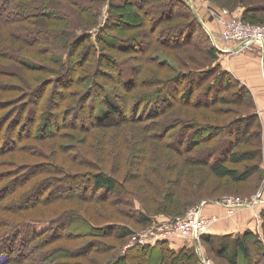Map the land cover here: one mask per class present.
<instances>
[{"label":"trees","instance_id":"16d2710c","mask_svg":"<svg viewBox=\"0 0 264 264\" xmlns=\"http://www.w3.org/2000/svg\"><path fill=\"white\" fill-rule=\"evenodd\" d=\"M131 1L143 10V4L152 2ZM82 2L86 5L81 3V8L94 17L98 9H94L85 0ZM165 2H167L165 8L170 12L155 13L153 21L151 20L152 30L158 24L163 25L168 34L167 38L170 41L175 39L172 46L174 44L180 47L192 46L199 51L200 45L201 47L207 45L204 52L207 59H213L210 65L175 69L168 59L159 60L160 55L146 56L143 48L139 52L138 50L132 52L136 50L133 46L139 43L131 41L127 43L118 36L110 39L105 32L119 29L114 19L121 20L123 28L127 27L124 13L120 15L119 12L112 11L113 7L121 8L125 4L114 3V0L109 7L110 22L98 32L96 39H93L87 30L76 33V26L73 28L65 26V16L61 10L67 9L61 7L63 3L57 1L56 6L51 4L50 0H0V57L10 58L11 62L29 72L28 76L22 79L18 71L0 67V75L15 77L21 81L20 83L0 81V167L4 166L0 168V264H84L80 257L87 258L96 251L98 253L113 248L98 240L99 237H112L114 233L123 236L125 233L127 239L125 237L123 239L129 240L134 232L127 229L125 231L123 228L116 231L112 224L107 223L100 226L89 225L85 214L78 212L76 208L58 211L52 217L45 213L50 209L55 211L56 208H53L55 200L65 198L69 201L76 199L86 203H97L110 200L112 196L116 200L123 195L125 203H130L128 191L119 192L118 180L102 165L107 159V149L103 147L107 143L106 124H110V120L117 114L119 118L121 117L117 122L123 123L128 120L119 111L123 104H130L133 113L137 114L140 112L141 103L159 95L158 103H152V107L146 108L138 119L141 122L137 123L143 132L149 135L155 126L154 129L159 130L156 133L158 139L178 152L181 146L180 137L173 140L176 136H170L171 133L170 135L168 133L172 131L180 134L182 146H186L187 151L198 149L200 155L198 160L211 167L212 173L219 178L240 182L249 179L248 177L256 172L262 177L260 141L256 143L259 144V148L255 147L260 154L258 156L256 152L254 157L257 158L252 162V166L240 171L224 163L226 160L236 163L252 158L247 152L239 154L231 152V149L240 140H245L246 135L251 136L253 130L256 129V133L261 131L260 120L255 110L240 116V123L228 128V132H219L220 126L210 128L208 122L193 124L188 122V119L179 123L173 120L163 122L160 119L176 105L206 109L217 103L227 104L229 99L224 97L225 92L233 90L239 82L233 73L223 68L216 60L217 47L214 43L212 46L199 41L195 44L194 35L199 32L198 24L205 27L196 8L188 6V1L185 0ZM212 2L217 4L215 6H219V3L230 7L236 4L243 6L242 16L247 20L259 21L264 17V0ZM107 3L109 5V0ZM258 12L263 14L258 15ZM135 17L130 19L137 22L140 27H146L144 22L147 17L140 18L137 15ZM38 27L46 33L41 31L43 35L35 40L37 37L34 35L30 37L28 33L37 32ZM32 30L33 32H30ZM148 32L154 37L151 30ZM30 48L37 55L43 56L41 61L32 58L35 53ZM11 51L13 53H10ZM78 51L79 57L73 58ZM117 53L139 56L141 61L145 63L149 61L159 67L166 65L169 75L161 80L154 90L137 91L139 87H150L148 81L137 75L142 65L128 68L126 62L118 58ZM106 80L113 83L116 89ZM182 82L187 83L182 86ZM175 83L177 90L170 92ZM160 84L166 85V91L162 90ZM109 88L115 93L114 102L107 94ZM238 88L239 90L231 94L235 92L238 99H248L254 103L246 86L241 83ZM11 92L14 95L4 97L3 93ZM130 98L133 100L131 103ZM103 120L104 126H99ZM49 122H53L52 127H49ZM21 126H24V129ZM98 127H102V132L94 133L93 130ZM12 134L15 138H12ZM212 135L218 136L217 142L213 144L207 141ZM219 136L223 137V141H219ZM46 140L52 143L47 145ZM202 142L206 145L201 146ZM40 145H47L48 153ZM80 145L90 149L92 153L86 154ZM218 150L221 153L217 155ZM13 152L21 155L27 153L35 157L43 155L44 159L36 162L20 161L14 155L13 158L7 157V154ZM57 154L61 156V161L54 159ZM91 154L95 155L94 158ZM212 155H215L214 159L211 158ZM74 167L86 169L80 172L72 170ZM131 210L133 212L134 209ZM140 213L137 219L142 224H148L150 217L144 212ZM164 214L174 215L166 212ZM261 215L264 233V207ZM80 235H89L90 238L76 245L62 242L77 240ZM252 235L257 236L250 229L233 234L234 240L222 241L217 247L214 245L216 236L206 234L204 240L210 244L217 257H225L231 264H238L237 259L240 257H243L244 264H258L257 262L264 264L263 241L259 238L255 240ZM165 240L168 238L160 239L152 245H131L125 249L122 248L124 245L114 246L110 260L104 261L103 264H197V253L192 246L175 249ZM69 254H73L71 257L74 258H68ZM253 258H256V263ZM90 259L95 261V258Z\"/></svg>","mask_w":264,"mask_h":264},{"label":"rangeland","instance_id":"374dc122","mask_svg":"<svg viewBox=\"0 0 264 264\" xmlns=\"http://www.w3.org/2000/svg\"><path fill=\"white\" fill-rule=\"evenodd\" d=\"M57 1L60 4H64L61 5L62 8L67 9V11L61 10V12L64 13L62 15L65 16V26L68 28H73L76 26V33H80L83 30H87L89 31V33L92 34L93 39H96V35L98 34V32L110 22L108 18L109 7L113 0H109V5L107 3L108 0H92L91 2H89V0H85V2L87 4H91L94 9H98L97 12H95L94 17L90 16L87 11L81 8V3L84 4V6L86 5L82 2V0H50L51 4H55L56 6H58V3H56ZM128 1L114 0V3L116 2L118 4H125L122 5L121 8L113 7L112 11L114 10L116 12H119L120 15H123L122 13H124V16H126L124 20L127 23V27L123 28V22L119 19H114L117 24L116 26L119 29H111L109 32H105L110 37V39H113L114 36H118L124 39L127 43H129L130 41L132 43L135 42L136 44L139 43L136 46H133V48L136 50L132 52H136L137 50L139 52L143 48L145 49L144 53L146 56L153 57L155 55H160L159 60H162L163 58L168 59V61L172 63L173 66H175V69L201 68L203 66H208L213 62V59H207V56L205 55L204 49L207 48V45H204L203 47H201L200 45L199 51L192 46L180 47L175 46L176 44L172 46L175 39L170 41L167 38L168 34H166L167 32L163 25L158 24L156 28L152 30V19L154 17V14L158 12H170V10L165 8L167 5V2H165L166 0H152L151 3H148L146 5L143 4L144 10L140 9L139 6L135 4V2L131 0L129 2ZM185 1H188L187 5L192 7L193 9L196 8L197 11L200 10L199 13L201 14V16H203L202 18L206 20L203 21L201 19L205 24L204 28L206 29H204L201 25L199 26L198 24L199 32L194 35V39L196 40L195 44L197 43V41H199L203 42V44H208L212 46V33L218 45L222 47L225 46L226 43L220 36L219 26L216 23L212 14V11L217 12L223 8L227 9L228 13H230L232 16L239 17L242 21L246 23L253 24L255 26H264V17L262 18V20L259 21L254 19H244V17L242 16L244 7L239 4H236L234 7H230L229 5H221L222 3L218 2L222 0H214L221 6L219 4V6H215L217 4H215V2L213 3V0ZM79 8L82 9L83 12L82 10H79ZM257 14L262 15L263 12H258ZM135 15L140 18L147 17L144 22L146 27H140L137 22H133V20L130 19V17H133V19H135ZM151 15L152 18L150 19ZM61 24L64 25V23ZM210 24L214 25V27ZM148 30L152 31L154 37L149 34ZM203 30L206 31L204 32ZM41 31V28L38 27L37 32L28 34L30 37H33L34 35V37H37V39L35 40H38V37L40 38V35H43ZM30 32H33V30ZM42 32H44V34L46 33L45 31ZM146 42H148V45H146ZM145 46L148 47L146 48ZM51 48L54 47L51 46ZM30 49L34 52L32 48ZM242 52L243 51L238 54H233L222 51L220 52L217 49L216 60L221 64L223 68L227 69L228 66V68L233 72V74L240 76L239 69L236 67V64L234 62H230V59H233V57L241 56ZM10 53H13V51H11ZM129 53H117L118 58L126 62L128 68L130 66L141 64L142 69L140 70V73L138 72L137 75L138 77L140 76L144 80H146V82L148 81L150 86L148 88L147 86H145L146 88L139 87L136 89L137 91L143 89L152 91L155 89V87L159 86L158 84L159 82H161V80H164L169 75L166 65L163 67H159L149 61L145 63L141 61L139 56H130ZM79 54L80 51H78V53H76L73 58H78ZM255 54L257 53L255 52ZM188 55L192 56L188 57ZM250 55L252 56L253 54L250 53ZM255 56L257 59V67L259 66L258 70H260L262 76L260 57L258 54ZM32 58L37 61H41L43 56L40 54L37 55L35 53V56ZM9 59L10 58L0 57V67L14 69L15 71H18V75H20V78L22 79L23 77L28 76L27 74L29 72L24 71L19 65L11 62ZM3 80L12 81L14 83L21 82L18 81L15 77L0 75V81ZM108 81L106 80V82L110 86L114 87V84ZM186 83L187 82H182V86ZM238 83L241 84V80ZM238 83L236 84V87L233 88V90H230V92L227 93L225 92L224 97L229 99L227 104L217 103L213 104L211 108L206 109L193 108L192 106L188 105H176V107H174L170 112L165 113L160 119H162L163 122L173 120L178 123L182 120L186 121V119H188L187 121L192 122L193 124L208 122L211 125L210 128H218L220 126L218 129L219 132H228V128H233L234 125L240 123V116L255 110L260 120L261 131H259V133H256L257 130H253L251 136L246 135L247 139L245 138V140H240L231 149V152H238L239 154L247 152L248 154L252 155V158L246 161L240 160L236 163H232L226 160L224 161V163L228 167H232L240 171L245 170L246 167L252 166V162H255L257 158L254 157L256 155V152H258V156L260 154V151L256 150L257 148H259V144L256 143L260 141L262 143V161L260 163L261 168L263 169L262 177L261 174L256 172L255 174H252V176L248 177L249 179L240 182H234L232 180H228L227 178H219L212 173L211 167L206 165L204 162L198 160V156L200 157L198 149L187 151L186 149L188 148L186 146H182L180 134H177L172 131L168 133L169 135L171 133L170 136H176L173 138V140H176L180 137L179 146H181L180 152H178L172 147L165 145L164 142H161V140L158 139L159 137L158 135L156 136V133H158L159 130L154 129L155 126L153 127L149 135L147 132H143L140 124H138L141 121H138V119H140L141 114L145 112L146 108L152 107V103H158L157 98L159 97V95H155L151 99H148L141 103L142 105H139L140 112H138L137 114L133 113L132 106L130 104L121 105L119 111L123 114L125 119H128L127 122H117L121 118H119L117 116L119 114H117L110 120V124H106L108 125V127H105L106 129H108L106 134L107 143L103 147H106L107 149V159L102 165L103 167H105L106 170L110 171L112 175L118 180L117 190L119 192H123V190L126 192L128 191V195H130V203H125V199L122 198L123 195H121L120 198L116 200H114V196H112L110 200L101 201L97 203H86L84 201H79L76 199H71L69 201V199L65 198L61 200H55V205L53 206V208H56V210H47L45 212L46 215L52 217V215H54L58 211H62L64 209L69 208H76L78 209V212L85 214L89 225L95 224L96 226H100L104 223H107L112 224V228L116 231L121 230L123 228L125 231L127 229L129 232H140L145 228H151L155 225L158 226L161 225V223H168L174 220L175 218L180 221H183L189 211L194 210L198 206H201L203 220L209 221L211 219H214L212 222H210L208 226L209 231V229H211V226L214 223L220 221V219L224 217V215L233 216L237 212L246 209H228L225 205H223L227 204L226 202L223 204L219 203V200H222L223 195L234 196L239 198L240 200H245L246 198L254 199L255 196H258V202L253 203V205L247 207V209H252L254 211L255 218L257 220L255 228L251 230L257 236H252H254L255 240L258 238L261 239L263 241L262 246L264 248V233L261 227V210L264 207V124L262 125V122H264L262 118V115H264V102L257 101V97L254 96V93L245 84L242 85L246 86V88L248 89L247 91L253 99L254 103H251V101L248 99H238L237 95H235V92L231 94V92L236 91L237 89L239 90ZM160 85L163 88L162 90L165 89L166 91V85ZM174 90H177L176 83L172 85L170 92H174ZM113 93V90L109 88L107 94L112 102H114ZM3 95L7 98L14 95V93H3ZM262 98L264 99V97ZM132 101V98H130L129 102L131 103ZM29 105L32 106V104ZM104 121L105 120H103L98 125L104 126ZM52 123L53 122H49V127H52ZM21 128L24 129V126H21ZM101 128L102 127H98L97 129H94L93 132H102ZM12 138H15V135L12 134ZM183 138H185V136ZM217 140L218 136L212 135L207 141L213 144L216 143ZM219 141H223V137H220ZM46 142L47 145L52 143L50 140H46ZM97 142L99 141L97 140ZM225 144L229 146L226 141ZM47 145L40 146H42L45 152L48 153L49 147ZM204 145H206L205 142H202L201 146ZM80 147H82L86 154L92 153L91 150L86 148L85 146L80 145ZM186 151L188 153H186ZM14 153L15 152L7 154V157L13 158L14 155V157L20 161L36 162H40L42 159H44L43 155L40 157H35L27 153L26 155ZM219 153H221L220 150H218L217 155ZM98 155L99 151L97 150L96 156ZM94 156V154H91V157L94 158ZM214 156L215 155H212L211 158L214 159ZM54 159L57 161L62 160L59 154L54 156ZM2 167L4 166H1L0 168ZM85 169L86 168L84 167H74L72 170L83 172L85 171ZM261 189L263 190L261 191ZM217 195H219L220 197H216ZM211 197L216 198L212 199ZM216 207H219L224 210L225 213L223 216L217 215L215 214V212H213ZM131 209H134L133 212ZM140 212H144L147 217H150L148 224H142V222L137 219V215H141ZM165 212L170 215L174 214L175 216H167V214H164ZM208 231L201 236L199 241L200 248H198V250H196L194 242L190 238L185 236L173 234L168 237V240L165 241H167L169 245L173 248L174 246H178V248L175 249H180L183 246H192L197 253V264H200V254H203L205 257H208L213 264H231L230 261L225 259V257H217L214 251L211 249L210 244H207V242L204 240V237L206 234H208ZM126 236L127 235L125 233L123 236H117L114 233L112 237H99L98 240L104 242L108 247L113 248L111 250L107 249L98 253L96 251V253L90 254L87 258L80 257L81 261L84 264H103L104 261H109L111 258V254L114 251V246H125V244H127L128 240H126ZM123 237H125L126 239H123ZM89 238V235H80V238L77 240L62 242L66 244L71 243L76 245L80 242L82 243L83 241ZM228 239L234 240L235 237L233 236V234L231 235L230 233L221 236L217 235L216 241H214V245L217 247L218 244H220L222 241H226ZM72 255L73 254H69L68 258ZM90 257L95 258V261H92ZM255 259L253 261H255L256 263L257 260ZM243 260V257L237 259L238 264H244ZM257 263L259 264V262Z\"/></svg>","mask_w":264,"mask_h":264},{"label":"built area","instance_id":"2783aa9c","mask_svg":"<svg viewBox=\"0 0 264 264\" xmlns=\"http://www.w3.org/2000/svg\"><path fill=\"white\" fill-rule=\"evenodd\" d=\"M214 19L219 26V33L225 46H219L215 42V46L221 52L228 53H240L241 51L256 52L261 61V70L264 77V26H255L253 24L242 21L239 17L232 16L228 13L227 9H221L219 11H212ZM230 14V15H229ZM211 37H214L211 33ZM213 40V38H212ZM231 44V45H230ZM263 189H261L262 191ZM222 200H219L220 204L225 205L230 210H237L239 208H247L257 203L258 196L254 199L246 198L240 200L237 197L230 195H223ZM203 204V203H202ZM203 220L201 206H198L194 210L187 213L186 218L183 221L175 218L168 223H161L158 226H152L151 228H145L140 232H134L131 234L127 244L123 249L130 247L131 245H150L154 244L160 239H167L173 234L181 235L190 238L195 246L196 250L200 248V238L208 231L210 222ZM200 264H213L208 257L203 254L199 256Z\"/></svg>","mask_w":264,"mask_h":264},{"label":"crops","instance_id":"0c3cea01","mask_svg":"<svg viewBox=\"0 0 264 264\" xmlns=\"http://www.w3.org/2000/svg\"><path fill=\"white\" fill-rule=\"evenodd\" d=\"M197 12L200 15V18L204 21L205 19L202 18L203 16H201V14L199 13L200 10ZM210 25L214 27V25ZM250 53H252L254 56H251ZM255 55H257L255 54V52L244 51L242 52L241 56L233 57V59H230V62H234L236 64V67L240 71V76L234 74L236 75L235 77L237 79L239 78L242 84H245L250 88V90L254 93V96L257 97V101L264 102V99L262 98L264 97V77L262 79L263 75L261 76L260 70H258L259 66L257 67V59ZM227 69L230 70L228 66ZM262 118L264 121V115H262ZM263 124L264 122H262V125ZM213 212L220 216H223L225 213L224 210L219 207H216ZM256 222L257 220L255 218L254 211L252 209L246 208L237 212L233 216L224 215V217H222L220 221L214 223L211 226V229H209L208 234H211L213 236H221L228 233H230L231 235L236 234L248 229L253 230L256 226ZM174 248H178V246H174Z\"/></svg>","mask_w":264,"mask_h":264},{"label":"bare ground","instance_id":"6f19581e","mask_svg":"<svg viewBox=\"0 0 264 264\" xmlns=\"http://www.w3.org/2000/svg\"><path fill=\"white\" fill-rule=\"evenodd\" d=\"M215 42H216V40H215L214 37H213V43L215 44Z\"/></svg>","mask_w":264,"mask_h":264}]
</instances>
